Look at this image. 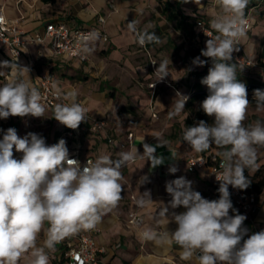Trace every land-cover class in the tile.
Wrapping results in <instances>:
<instances>
[{
    "label": "clouds",
    "instance_id": "clouds-1",
    "mask_svg": "<svg viewBox=\"0 0 264 264\" xmlns=\"http://www.w3.org/2000/svg\"><path fill=\"white\" fill-rule=\"evenodd\" d=\"M214 2L220 11L210 20V26L217 34H206L210 39L201 50V55L213 62L201 79L209 95L200 104L207 116L214 117V123L209 125L200 120L195 126L185 127L182 141L196 153H203L212 145L222 149L217 153L222 158V172L219 178L215 175L219 199L203 198L184 176L167 181L166 192L171 199L167 204L162 203L157 214L174 221L178 227L174 232L163 233L145 228L141 238L156 243L174 242L182 249V260L195 256L198 264H264V230L249 234L250 230L244 226L247 217L234 209L229 191V186L239 190L249 187L251 181L245 176V169L259 170L258 148L264 147V122L244 124L249 106L247 88L237 79V65L232 63V54L239 51L238 42L246 34L245 9L249 0ZM127 30L135 34L141 46L160 42L155 31L138 30L135 20L127 24ZM99 38V32L86 37ZM205 63L199 57L193 60L197 66ZM167 64L168 61L159 62L155 71L158 81L169 75ZM13 67L20 69L22 76L26 73L27 79H14L0 86V118L44 117L42 96L30 83L29 69L0 62V68ZM77 95L75 90L68 91L63 99L70 103H57L53 114L60 124L73 130L87 121V109L77 102ZM177 95L182 99L171 106L169 119L184 111L189 99ZM57 98H60L59 90ZM254 99L257 111H264V90H254ZM154 137L158 143L155 146L143 143V154L134 148L118 152L115 160L101 155L82 167L77 159L69 157L64 139L47 145L39 134L30 132L21 138L15 128H8L0 140V264H19L26 253L31 255L30 264H49V253L57 251V244L81 230L95 229L103 215L116 208L123 198L122 168L137 157L150 161L153 169L164 163L165 158L156 155V151L167 146V141ZM14 150L22 153L21 158L14 157ZM177 171L174 166L169 168L172 174ZM152 202L150 192L146 191L136 200V206L144 208ZM179 207L185 211L177 213L175 209ZM230 210L234 215H229ZM41 232L46 238L38 247Z\"/></svg>",
    "mask_w": 264,
    "mask_h": 264
},
{
    "label": "crops",
    "instance_id": "crops-1",
    "mask_svg": "<svg viewBox=\"0 0 264 264\" xmlns=\"http://www.w3.org/2000/svg\"><path fill=\"white\" fill-rule=\"evenodd\" d=\"M165 1L172 5L171 11L163 9ZM0 7L3 8L4 15L16 21L26 35L42 31L44 25L51 21L64 22L74 27L97 24L98 18L102 17L104 23L101 27L108 37L107 41L99 38L87 43L86 48L90 51L85 52V61L55 57L47 42L29 45L18 58L10 57L0 46V62L8 61L19 67H27L32 86L38 88L41 74L50 73L55 79L57 90L64 95L75 90L77 98L83 100L87 109V121L77 136H67L69 128L53 118V110L46 109L41 118L31 115L0 118V140L8 128H15L21 138L30 132L39 134L45 138L47 145H54L60 139H69L70 142L66 141L67 148L70 146L69 153L76 150L82 159L90 158L94 162L101 155H108L114 160L118 152L134 148L143 154V143L155 146L158 140L154 136H160L167 141V146L158 147L156 155H162L164 163L153 169L150 161L137 157L121 170L123 198L116 208L103 215L101 222L93 229L96 231L95 237L103 249L101 256L109 264H198L195 256L191 260H182V249L174 242L168 244L144 241L140 233L145 228H152L158 233L165 230L174 232L178 227L174 221H168L157 214L162 203L167 204L171 199L166 192L167 181L184 176L192 182L193 190L198 191L203 198L219 199V193L205 170H187V158L202 153H196L183 142L182 133L164 135V129L159 128L156 121L150 118L163 108L162 99L154 98L153 95L157 86L166 82L172 87H178V93L190 97L195 91L191 88L188 93L186 86L201 82V79L195 78L197 65L193 64V60L199 57L206 61L197 70H203L206 66L209 70L212 67L210 60L195 51L203 50L196 21L202 20L210 26V20L220 11L214 0H189L187 3L182 0H0ZM245 16H253L254 20L252 28L240 39L239 51L246 53L258 46L262 53L264 0H249ZM133 20L137 22L138 30L155 31L160 42L141 46L135 34L127 30V24ZM180 40L185 44L181 46ZM153 61L157 63H151ZM160 61H168L169 75L162 81H158L159 75L155 73ZM20 71L17 67L0 68V72H3L0 73V86L14 79H27V74L22 76ZM260 81L264 82V79ZM144 84H148L151 89H142ZM206 89L207 87L197 93ZM174 101L175 105L179 100L176 97ZM262 118L264 111L257 119ZM95 119L103 120L105 125L92 132L89 125ZM194 124L195 122L192 126ZM184 128L185 125L179 132H183ZM128 133L133 135L132 143L120 150L116 144L124 141ZM109 137L114 139V146L107 143ZM208 151L219 152V149L211 148ZM21 156L22 153L14 150L15 158L19 159ZM257 164L259 168H264L263 147L258 148ZM173 166L178 169L174 174L169 172V168ZM247 173L252 176L255 171L247 169ZM144 177H147L145 182ZM146 191L150 192L153 202L147 207L138 208L136 200ZM257 202L254 224L244 221L245 227L250 230L249 234L254 233L255 228L264 230V189L258 192ZM134 210L143 218V225L138 229L127 224L128 214ZM175 211L182 213L185 209L179 207ZM229 215H234L232 210ZM86 231L89 230H81L79 233ZM45 238V233L41 232L37 240L38 247L43 245ZM56 248L55 253H49V264H64L60 243ZM30 260V253H26L19 264H30Z\"/></svg>",
    "mask_w": 264,
    "mask_h": 264
},
{
    "label": "built area",
    "instance_id": "built-area-1",
    "mask_svg": "<svg viewBox=\"0 0 264 264\" xmlns=\"http://www.w3.org/2000/svg\"><path fill=\"white\" fill-rule=\"evenodd\" d=\"M245 17L247 24L245 31L248 32L252 28V22L248 16ZM103 23L104 19L102 17L98 18L97 24L74 27L64 22L51 21L44 25L42 31L26 35V33L17 26L16 21L10 20L4 15L3 8L0 7V46L7 51L10 57L18 58L29 45L47 42L53 56L78 58L85 61L87 60V55L84 49L90 41L86 39V37H88L90 33L99 32L100 38L107 41V34L101 27ZM196 26L202 48L205 49L206 41L210 39L207 35L215 36L217 33L202 20L196 21ZM237 47L240 49L241 40H239ZM232 55V62L240 67H248L252 64V61L245 55H242L240 51H234ZM53 85H55V79L50 73L41 74L37 88L42 96L41 103L44 104L45 109L54 111V107L57 103L67 104L70 103V101L63 99L65 95L60 91V98L58 99L57 89L53 87ZM77 102L85 108L82 99L77 98ZM153 117H155V114H153ZM83 124L84 122H82L76 130L69 129L66 133L67 136L72 137L79 135L81 128H83ZM104 125L105 123L103 120L95 119L92 120L89 125V130L96 132L98 129L104 127ZM132 139V133H128L126 139L124 141H119L116 145L120 150H124L132 143ZM107 143L111 146L115 145L114 139L110 137L107 138ZM217 153V151H208L200 155H190L186 160L187 170L189 172H193L195 169L205 170L216 189L219 187V182L215 175L219 178L222 172L220 168L222 158L218 156ZM69 157L77 159L82 167L87 164V161L92 162L90 158L82 159L76 150L69 153ZM117 158L118 157H116V159ZM229 191L231 194L230 199L235 209L238 210L240 214L246 215L247 219L245 221L254 224V216L258 210V192L248 189L239 190L232 188V186H229ZM131 199L133 200V197H131ZM127 224L133 229H138L143 225V218L134 210L128 214ZM95 232V230H91L78 233L60 242L64 264H109L101 256L103 249L98 245ZM255 232H259V230L255 228Z\"/></svg>",
    "mask_w": 264,
    "mask_h": 264
},
{
    "label": "rangeland",
    "instance_id": "rangeland-1",
    "mask_svg": "<svg viewBox=\"0 0 264 264\" xmlns=\"http://www.w3.org/2000/svg\"><path fill=\"white\" fill-rule=\"evenodd\" d=\"M252 15L254 16V13H252ZM253 16L250 17L252 25H253V20H254ZM179 44L182 46L185 43L180 40ZM256 50H258V46H254V48H252V50H250L249 52H246V53L241 51L242 55H245L247 58H249L252 61V64L248 67H244L243 71H244V74L246 75V77H250V78L260 80V79H264V69L261 68V66L259 65L258 59L260 57L257 56ZM262 51L264 52V49H262ZM195 67L198 68L199 66H195ZM197 68L195 70V72H196L195 78L196 79H202L203 77H205L208 74V69H206L207 66L203 70H197ZM189 76L191 78L193 77V75H189ZM206 87L207 86L202 85L201 82H197L195 85L190 84L189 86H186V88L188 89V93L191 91V88H193L195 93H197L198 91H202ZM141 88L146 90V91L151 89L148 84L142 85ZM165 89H168V91H166ZM177 90H178V87H176V86L172 87L169 84H167L166 82H163L160 86L156 87V90L153 93L154 98L159 97L160 99H162L163 108L160 110V112L156 113L155 117H153L151 115L150 118L154 119L156 121L155 123L158 124L159 128L164 129V132H163L164 135H166V133L167 134L176 133V135L178 133H182L179 131H181L182 127H184V125H185L184 122H185L186 118H189L190 120L195 122L194 125H196L201 120L202 117H205V122L207 124L211 125L214 123V117L207 116L200 109V104L203 100H196V101L192 102L191 104H187V102H186L185 110L182 111L179 115L169 119L168 118V112L172 110L171 106L172 105L174 106L173 101L175 100L176 97L178 98L179 101L182 99L180 96L177 95V93H178ZM247 97H248V95H247ZM199 114L201 115V118L198 117ZM260 115H262V111H257L256 105H251L249 103V106L247 109V118L244 121L245 126H247L246 125L247 123L252 124L255 121H257L258 120L257 118L260 117ZM66 141L70 142L69 139H66ZM68 148H70V146H68ZM211 148L212 149H219L215 145H212L209 148V150ZM221 150L222 149H219V151H221ZM263 229H264V227H263Z\"/></svg>",
    "mask_w": 264,
    "mask_h": 264
},
{
    "label": "trees",
    "instance_id": "trees-1",
    "mask_svg": "<svg viewBox=\"0 0 264 264\" xmlns=\"http://www.w3.org/2000/svg\"><path fill=\"white\" fill-rule=\"evenodd\" d=\"M44 2L52 1V0H43ZM163 9L165 11H171L172 10V5L165 1L163 2ZM263 49H264V43H263ZM196 54H201V51L199 49H196ZM195 54V53H194ZM257 56L260 57L258 59L259 65L261 68L264 69V52L260 53L259 49L257 50ZM257 57V58H258ZM206 59L210 60L211 63L213 64L212 60L210 58L205 57ZM234 63V62H232ZM236 64V63H235ZM237 65V64H236ZM241 67L237 65V79L240 82L245 83L246 88H247V94H248V100L251 105H256V101L254 99V90L260 89L264 90V82H261L258 79L246 77L244 74V71H241ZM209 95V90L208 88L200 93H195L189 97L187 100V104H191L192 102L196 100H204L207 96ZM199 118H201V115H198ZM201 120L205 121V117H202ZM260 121H264V118L260 119ZM193 125V121L190 119H185V127H191ZM248 125V124H246ZM217 147V146H216ZM209 150V149H208ZM207 150V151H208ZM207 151L203 152L206 153ZM245 176L251 181L249 187L247 188L248 190H254V191H261L264 189V168L260 167L258 171H255V173L252 176H249L247 173V169H245ZM245 226V223H244Z\"/></svg>",
    "mask_w": 264,
    "mask_h": 264
}]
</instances>
